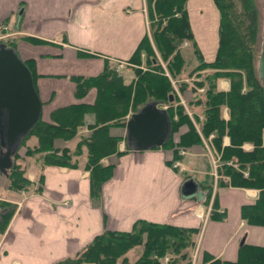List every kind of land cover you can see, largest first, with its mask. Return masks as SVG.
Listing matches in <instances>:
<instances>
[{
	"label": "trees",
	"instance_id": "16d2710c",
	"mask_svg": "<svg viewBox=\"0 0 264 264\" xmlns=\"http://www.w3.org/2000/svg\"><path fill=\"white\" fill-rule=\"evenodd\" d=\"M186 1L145 0L151 33L144 34L131 56L125 60L131 65L135 64L132 68L135 77L126 81L108 60H105L104 69L98 75L72 76L75 96L82 98L91 88H95L97 94L94 102L59 107L51 113L50 122L39 118L18 143L12 159L17 157L24 141L34 137L36 138L34 146H27L25 150L27 154L34 156L38 166L76 168V162L71 160L72 155H79L84 145L85 167L89 171L90 197L92 204L99 205L102 185L112 176L117 159L133 150L122 133H113V128L123 129L128 114L130 117L145 104L154 101L167 105L166 111L170 118L172 133L162 146L154 147L172 151L173 159L166 161L167 165L177 170L174 161L181 157L180 148L194 145L203 147L198 131L188 121L186 112L179 103L167 76L169 73L177 81L181 80L179 76L186 67L182 44L184 42L195 44ZM213 1L219 11L217 51L215 58L206 62L198 48L194 47L199 64L193 72L199 73V70L206 68L210 71L203 75L201 82L196 83L199 87H204V91H195V96L188 103L193 109L198 107L201 111L202 120H199L198 114H195L200 121V133L213 144L215 152L219 153L222 165L220 169L217 168V172L226 176L227 180L224 182L219 178L218 185L257 189L256 199L253 203L241 206L240 216L249 225L264 226V85L258 78L255 63V45L260 41L262 28L260 16L262 18L263 16L260 15L255 0ZM17 39L18 37L8 39L6 44L0 41V44L15 50ZM26 39L43 42L30 36H26ZM250 42H254V48L249 44ZM79 53L86 56L94 55ZM158 56L165 63L167 74ZM24 63L31 72L36 88L35 81L38 75L35 72L34 62L26 60ZM140 65L147 69L139 70ZM221 76L230 79L231 85L228 91L218 88L217 80ZM178 88L185 91L187 85L180 81ZM224 106L229 111L226 120L222 116ZM87 113H93L95 116V122L89 125V136L79 140L74 152L66 148L57 150L54 146L56 139L69 140L75 137ZM184 124H188L189 128L183 131L180 128ZM178 131H181L179 140L175 141L173 135ZM210 134H213L211 138H209ZM224 135L229 137L228 145H223ZM122 141L126 145L125 150L118 148V144ZM244 143H249L251 148H243ZM1 150H4L3 146ZM112 154L116 159L105 164L103 159H108ZM6 177L8 187L13 191L42 192L44 174H39L37 185L28 179L25 169L17 162L13 161ZM206 177H202L198 183L201 191L209 186ZM211 194L212 188L207 189L206 194L203 195L202 203L206 206L210 204ZM5 204L6 201L0 200L2 208L0 233L8 226L15 212L12 204L11 207L8 205L4 209ZM218 207L215 194L208 213L210 220L225 218L226 212L218 210ZM199 230V227L174 226L138 219L130 231L104 230L75 256L64 258L54 264H160L158 259L165 255L170 257L168 264H192L195 237ZM136 246H140L142 251L131 260L127 254ZM202 264H264V245L243 242L238 248L235 261L224 260L204 252Z\"/></svg>",
	"mask_w": 264,
	"mask_h": 264
},
{
	"label": "crops",
	"instance_id": "0c3cea01",
	"mask_svg": "<svg viewBox=\"0 0 264 264\" xmlns=\"http://www.w3.org/2000/svg\"><path fill=\"white\" fill-rule=\"evenodd\" d=\"M198 1L188 0L199 9ZM218 17L214 2L206 0V31L212 35L206 44L213 43L207 62L217 51ZM14 18L20 20L15 51L23 61L34 62L40 117L46 122L59 107L94 102L95 88L82 98L75 96L72 76H95L104 69L105 60H127L147 33L145 0H0V24ZM125 77L126 81L131 78ZM85 119L91 122L92 116ZM117 130L113 132L125 138V131ZM180 132L174 133L175 141ZM223 145L228 144L223 141ZM201 149L200 145L180 148L181 157L174 161L179 163L177 170L166 164L173 159L171 150L129 151L117 159L111 178L103 184L99 205L92 204L89 173L84 169L36 168L44 174L42 192H19L9 199L18 202V207L7 230L0 234V264H54L75 256L104 230L130 231L138 219L199 227L192 264H201L204 252L235 261L243 239L264 245V226L249 225L240 216L241 206L253 203L257 190L219 187L218 210H224L226 216L223 220L208 218L211 205L202 204L204 191L194 177L195 171L202 179V171L210 170L206 161L195 157L202 154ZM0 177L7 179L1 172ZM188 179L197 183L200 196L182 197L181 186Z\"/></svg>",
	"mask_w": 264,
	"mask_h": 264
},
{
	"label": "rangeland",
	"instance_id": "374dc122",
	"mask_svg": "<svg viewBox=\"0 0 264 264\" xmlns=\"http://www.w3.org/2000/svg\"><path fill=\"white\" fill-rule=\"evenodd\" d=\"M187 2H188V0L186 1V10H187V12L189 10V13H188L189 23H190V27H191V30H192V33H193V38H194L195 44L192 45L191 42H184L182 44V51H183V54H184V57H185L186 67H185V71L182 72L181 75L179 76V78L181 80L177 81L176 78L175 79L172 78L170 76V74L166 70V66H165L164 61L161 59L160 56H158V59H159L161 65L166 70V74L168 73L167 76L170 79L171 84L173 85L174 93L177 96L179 103L182 104V106L184 108V112H186L188 121L198 131V133L200 135L201 144L203 145L204 150L201 149L202 154L198 155V156H195V157L196 158H202L203 162L206 161V163H208V165H209V169L210 170H208V172L202 171L203 174L201 176H203V175L205 177L207 176L206 177V182L209 185V186H206V189H204V194H206L207 189H211L212 188V194H211V197H210V200H209L210 201L209 205H211V202L213 200V196L216 194L217 189L219 187H225V186H219L218 185V179L221 178L222 181L226 182L227 177L224 176V175H221L220 173L217 172V168L220 169V167L222 165L221 161L219 160L220 159L219 153L215 152L213 144L208 139H205L203 137V135H201V133H200V123H199L200 121L197 120V117H196L195 114H198V119L202 120L203 117L201 115V111L198 109V107H197V109H193V107L190 106V104L188 102H189L190 99H192L195 96V91L196 92H203L204 91V87H199V85L196 84V83L197 82H201L203 80V75H205L206 72H208V70H209L207 68L199 70V73L197 72L199 75H197V73L193 72V70L195 68H197L196 66L199 64V59H198L197 55L194 53V47L198 48L197 50H199V53L202 56L203 60L206 61V54H207V56H209L210 51L213 49V43L211 41V43L206 44L207 41L212 39V35H210L209 31H206V29H208L207 20H206V0H199L198 1L201 4V5L199 4V9H197L195 7H192L190 2H188V4H187ZM255 3H257V5H258L257 7H258V9L260 11V15L263 16L264 12H263V2H262V0H255ZM214 4H215V2H214ZM215 6H216V4H215ZM216 8H217V6H216ZM145 9H146V4H145ZM217 10H218V8H217ZM189 14H190V16H189ZM218 15H219V11H218ZM146 16H147V11H146ZM260 18L262 19V23H263V18L261 16H260ZM146 20H147V22H146V24H147V33H148V35H150V33H151L150 22H149L148 18ZM19 21L20 20H17V18L16 19L14 18L12 20V22H9V20H7V21L2 22L0 24V41L1 42L6 44L8 39L17 37L16 36L17 34H15V30H16V27H17V23ZM218 24H219V17H218ZM261 33H262V28H261ZM22 38L26 39L25 36H23ZM216 44H217V42H216ZM249 44L254 48V42H252V43L250 42ZM260 45H261V36H260L259 43H257V45H255V53H256V61H255V63H256V68H257V62H258V56H259L258 53L260 52V47H261ZM155 52L157 53L156 50H155ZM111 63L116 68L118 74L122 75L123 78L125 76H126L125 77L126 79H127L128 76L131 77L130 79H133L135 77L134 72L132 70V68H134L135 64L131 65V63L123 61V60H120V59H114V61L111 62ZM138 68H139V70L140 69L141 70H146L147 69L143 65H140ZM180 81H182L183 83H185L187 85V89L185 91H183L180 88H178V82H180ZM217 83H218V88L220 90L228 91L230 89L231 82H230V79L228 77H226V76H221L220 78H218ZM164 106L167 108V105H164ZM87 115H91L92 116V121L91 122H86L85 118L87 117ZM222 116H223V118L225 120L228 119V117H229L228 108L225 107V106L222 107ZM85 118H84V123L79 125L75 137H73L72 139H69V140L56 139V144L54 146L57 147V150H62L63 148H66L70 152H74V150L76 149V146L79 143V140L89 136V134H90L89 125L93 124L95 122V116H94L93 113H87L85 115ZM127 118H129V114H128ZM40 119H41V117H40ZM187 125L188 124H184V126H182L180 129H188L189 126H187ZM114 129H120V130H117V131H122V132L125 131V127L123 129H121L120 127H114L113 131H114ZM171 133H172V130H171ZM175 133H177V132H175ZM174 136H177V135L174 134L173 138H174ZM211 136H213V134H210L209 138H211ZM223 141L227 142V144H229V137L227 135H224L223 136ZM35 142H36V138H34V137H29L28 139H26L24 141V144L21 145L20 151H19L17 157L13 158L12 160L14 161V163L17 162L21 166H23V168L25 169V172H26V175H27L28 179L33 181L35 184L38 185L39 173L36 172V170L37 169L39 170V167L40 168H42V167L38 166V162L35 160L34 156H30L29 154L26 153V150H25L27 146L33 147L34 146L33 144ZM245 145L247 146V145H250V144L249 143H244L242 145V147L245 148L244 147ZM118 148L119 149L121 148V149L125 150L126 146L124 144H122V142H120L118 144ZM249 148H251V147L248 146V149ZM196 149H199V147L196 148ZM85 153H86V151H85L84 145H82L81 153L79 155H72L71 160L73 162H76V165H77L76 168H82V169H84L85 171H87L89 173V171L86 170V167H85V164H86V155H85ZM115 159H116V157L112 154V155L109 156L108 159H103V162L106 164L109 161H114ZM205 166H206L205 164H203V166L201 165L202 170H203V168H205ZM214 166H217V167L214 168ZM58 167H63V166H58ZM70 169H73V168H70ZM32 170H34V172H36V173H34ZM181 172H183V171H181ZM195 174L196 175L194 177L196 179H198V182H200L199 180L201 179V177L198 176L199 172L195 171ZM32 176H35L34 177L35 179ZM31 178H33V179H31ZM0 179L2 180V183L0 184V200H4V201L7 202V204L4 205V209L8 205L10 206L12 204L13 207L15 208V212H16V209L18 207V205H17L18 202H16V201L13 202L11 200L9 201V199L12 196H14L15 193H19V192L9 189L8 180L6 178L0 177ZM226 187H228V186H226ZM32 189H33V187H32ZM247 189L257 190L255 188H247ZM23 192L27 193L24 190L20 191V193H22V194H23ZM101 193H102V189H101ZM8 203H10V204H8ZM202 204L206 208H207V206H209V205L206 206V204H204V203H202ZM1 210H2V208L0 207V211ZM15 212H14V214H15ZM14 214H13V216H14ZM7 227L0 234H4L5 231L7 230ZM198 234H197V236H198ZM197 236L195 237L196 244H197ZM195 249H196V247L194 248L193 253H192L194 260L196 258ZM141 251H142V248L140 246H136V247L132 248L128 252L127 255L129 256V258L131 260H134L141 253ZM169 258L170 257L168 255H165L162 258L158 259V260H159L160 264H168L169 263ZM194 264H196V263H194ZM201 264H202V262H201Z\"/></svg>",
	"mask_w": 264,
	"mask_h": 264
},
{
	"label": "water",
	"instance_id": "95a60500",
	"mask_svg": "<svg viewBox=\"0 0 264 264\" xmlns=\"http://www.w3.org/2000/svg\"><path fill=\"white\" fill-rule=\"evenodd\" d=\"M263 12H264V0ZM257 72L264 85V15ZM172 100V95L170 96ZM41 102L32 75L13 48L0 44V172L7 175L13 153L21 139L40 118ZM127 144L135 151L160 147L171 134V122L163 104H145L125 123ZM3 146L4 150H1ZM183 198L200 196L197 183L188 179L181 186ZM244 242L241 240L240 244Z\"/></svg>",
	"mask_w": 264,
	"mask_h": 264
},
{
	"label": "built area",
	"instance_id": "2783aa9c",
	"mask_svg": "<svg viewBox=\"0 0 264 264\" xmlns=\"http://www.w3.org/2000/svg\"><path fill=\"white\" fill-rule=\"evenodd\" d=\"M244 147H245V146H244ZM214 165H215V164H214ZM174 166H176V167L179 166V163H178V162H175V163H174ZM216 167H217V166H214V168H216Z\"/></svg>",
	"mask_w": 264,
	"mask_h": 264
}]
</instances>
